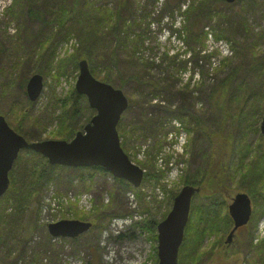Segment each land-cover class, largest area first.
I'll use <instances>...</instances> for the list:
<instances>
[{
  "label": "trees",
  "instance_id": "trees-1",
  "mask_svg": "<svg viewBox=\"0 0 264 264\" xmlns=\"http://www.w3.org/2000/svg\"><path fill=\"white\" fill-rule=\"evenodd\" d=\"M146 2L155 9L159 0ZM162 2L161 11L156 14L154 10L144 11L131 0H115L113 9L101 7L94 0H13V6L8 7L4 14L14 21L23 17L30 19L40 26V33L34 36L44 35L39 47L34 46L27 59L21 58L11 67L17 74L14 82L8 70L0 69V96L25 97L31 55L40 61H49L61 42L74 39L77 42L73 47L74 66L76 62L85 60L94 78L123 91L128 98V109L136 104L145 110L151 102L156 103L152 105L155 114L145 116L146 119L127 124L120 119L117 130L125 153L129 151L127 143L136 137L147 138L154 132L163 131L167 118L177 121L187 135L184 154L180 158L187 164L193 162L195 167L182 171L184 175L180 182L182 186L199 188L200 193L191 204L178 264H196L205 260L206 256L201 251L204 243L211 236L218 241L223 240L231 229L232 221L224 199L230 190L245 192L253 202V215L241 248L247 257L245 264H264V239L258 245L253 243L254 231L264 216V142L259 133L264 116V50L254 41H247L249 30L243 11L250 2L235 0L233 4H227L224 0H189L183 4L184 8L180 0ZM18 6L22 9L15 14L14 8ZM235 6L238 9L234 10ZM138 9L141 10L140 15L136 14ZM231 10L235 15L230 17L225 11ZM176 11L183 18L182 24L180 28L171 30L183 48L173 52L164 50L156 58L147 57L146 52H160L158 45L149 42L152 24L163 20L166 12L175 25ZM207 24H212L209 29L213 40H225L232 48L238 49L234 58L222 57L217 64L213 63L212 58L219 53L206 50L208 33L204 28ZM6 25L0 37V52L7 40L4 34ZM34 36L25 35V39ZM17 38L21 40L20 36ZM37 61L34 62L37 64ZM23 73L28 75L23 77ZM34 74L43 76L44 71L37 68ZM55 95L53 97L59 102ZM201 96L205 99L204 105L198 103L203 101ZM71 98L72 104L66 112L69 121L64 123L65 127L61 128L63 114L56 118L63 129L55 135L57 140L70 141L84 126L78 124L84 117V109L80 106L84 98L75 91L70 93ZM29 105L31 103L26 97L24 104H17L21 110ZM12 128L30 141H41L38 135L30 132L33 128L26 129L22 124ZM254 135L258 138L256 145L250 139ZM164 143L156 135L152 147L144 152V161L138 163L145 170L143 183L161 185L170 170V154L164 155L162 170L157 166V158L163 155ZM184 156L189 159L184 160ZM234 158L236 162L232 161ZM93 174L108 175L100 167L52 166L36 153L21 152L9 172L8 190L0 199V264H13L11 255L16 249L12 248L13 242L18 238L21 240V237L26 241L24 234L30 233L35 225L39 227L37 206L47 184L68 181V185H72L73 177L81 184L92 182ZM114 182L121 194L133 191L143 205V213L149 214L142 224H134L131 230L118 235L117 239H134L138 231L155 243L156 226L166 217L178 192L169 190L166 199L151 209L139 189L120 179H114ZM165 186H161L164 192ZM162 207L165 211L158 220L154 212L161 211ZM105 217L100 206L93 217L84 221L93 222L89 231H95L103 229L100 223ZM10 222L13 230L8 228ZM150 257L152 264H156V247Z\"/></svg>",
  "mask_w": 264,
  "mask_h": 264
},
{
  "label": "rangeland",
  "instance_id": "rangeland-1",
  "mask_svg": "<svg viewBox=\"0 0 264 264\" xmlns=\"http://www.w3.org/2000/svg\"><path fill=\"white\" fill-rule=\"evenodd\" d=\"M162 1L163 0H159L158 5L154 9V6L147 3L146 0H131L133 4L143 8L144 11L150 12L154 10L156 14L161 11ZM248 1L250 2V5L243 11V17L249 30V38L247 41H249V43L254 41L255 44H259L262 50H264V0ZM94 2L101 7L110 9H113L115 6V0H94ZM180 2L183 5L187 4L189 0H180ZM12 3L13 0H0V37L3 28L7 24L4 30V32H6L4 34H6L7 40L3 42L4 50H1L0 52V69L8 70L11 74L10 77H12V82H14L17 74L12 72L11 67L17 62H20L21 58L24 60L27 59L33 47L36 45L37 48L39 47L42 41L41 38H43L44 34L40 37L34 36L36 33H40V26L39 24L32 22L30 19L23 17L14 21L11 17H7L4 14V11L7 10L8 7H12ZM183 8L179 9L180 12L183 11ZM236 8L238 9V6H235L234 10H236ZM21 9L22 6L14 8L15 14L20 13ZM177 9L178 8L175 7V10ZM232 10L225 11V13L230 17L234 16L235 14L231 13ZM178 13L179 12L177 11L175 12V25L171 23V17L166 12L163 20L161 19L160 22H154L152 24L151 29L153 33L152 36H150L149 42L155 46L158 45L160 52H146L145 55L147 57L156 58L164 50L173 52L183 48L181 46L182 44L177 41L176 34L171 30H174V28H180L182 24L183 18H181ZM136 14L140 15L141 10L138 9ZM211 25L212 24H207L205 26L206 28L208 27L207 32H210L209 28ZM25 35L34 37L26 40ZM17 36H20L21 40H19ZM76 44L77 42H75L74 39L61 42L55 49V52L49 61L46 59L40 61V59L38 60L35 58L34 54L31 55L30 63L32 64L28 70V74L30 73V77L34 74L37 68L44 71L43 91L37 101L31 103V105L24 110H21L17 104H24V98L26 96L15 95L14 98L0 96V109L11 127L22 124L26 129L30 130V128H33L30 132L38 135V140L55 139L57 132H62L63 129L61 128L65 127L64 123L67 124L69 121L66 112L73 101L72 98H69L70 93L75 91L74 86L78 75V62H76V67L73 64L75 61L73 56L75 51L73 47H76ZM218 45L220 46V48H218V51H220V57L215 56L216 63H218L222 57L231 59L236 56V51H238V49H234V47L232 48L231 44L225 40L217 43L208 37L206 41V50L208 52H213L212 49L215 46L218 47ZM224 49L229 50L226 56L222 53ZM34 61H37V64ZM213 63L215 62L213 61ZM47 68H49V70H47ZM28 74L23 73V77ZM54 94L60 99H58L59 102L53 97ZM82 97L84 99L80 102V106L84 109V117L78 123L80 126L87 124L89 122H87V120L95 114V111L88 106L85 96ZM202 100L203 101L200 100L198 102L199 105H204L202 104V102H205L203 97ZM154 104L156 103L151 102L145 110L141 109V107L136 104L130 109L127 108V110L121 115L123 123L127 124L135 120L139 122L140 119H146V117L154 115L155 111L152 106ZM85 107L87 109H85ZM61 113L63 114L64 119L63 126L61 125L60 128V122L57 121L56 118L60 116ZM78 131L81 130H77L76 132ZM166 133H168L167 138L165 136ZM156 135L158 140L165 141V148L162 151L163 155L157 158L158 168L161 170L163 169V157L164 155L170 154L172 156V166L169 164V167H175L178 162L177 169L179 171L175 174L171 173V171L168 172L166 177L163 178L161 185H158L160 187L164 184L166 185L164 196L161 194L162 199L156 197L158 196L157 192L160 187L155 189L156 186L152 185V183H142L140 188H138L145 195L146 203H153L154 201L152 199H156L154 204L151 203L150 205L149 203L151 209L156 208V206L158 207L156 203L159 202V200L166 199L169 190L172 192H179L182 188L180 177L184 175L181 170L186 171L187 168L191 170L195 167L193 162L187 164L184 163L183 160L182 162L180 161V156H183L184 154V151L180 148V144L185 141L187 135L179 126L178 122L168 118L165 121L163 131H159V133L154 132L147 138L136 137L135 140L127 143L129 151L126 155L130 158L132 163L139 166L141 169L138 163L144 161V152L152 147ZM250 139L254 145L258 144L257 136L254 135ZM27 140L30 141L29 139ZM175 147H177L180 152L177 156L174 151ZM262 149H264V145ZM183 159L187 160L189 158L188 156H184ZM232 161L236 162V159L234 158ZM198 163L200 164L201 162L199 161ZM141 170L145 173L144 169ZM75 178L76 177H73L74 181L72 185H68V181L59 183L51 182L46 185L40 203L37 206L38 217L36 220L39 227L37 228L35 225V228L37 229L34 228L30 233L27 232L24 234L26 236V241L21 237V240L18 238L16 242H13L12 248H16L11 255L13 264H152L150 255H152L153 248L156 247L157 243L148 241L145 234H141L138 231L135 233L136 236L134 239L125 238L124 240L119 241V239L113 236L109 231L111 220L114 217L128 216L129 218H134L133 215L138 214L141 219L137 220L135 223H140L147 218H145V215L143 214L142 203L135 198V193L133 191H128L125 194H121V190L117 189L115 186L114 179H110L108 175L95 174L92 182L86 181V183L82 184ZM69 189L71 190L69 191ZM237 193V190L228 191L224 196L226 203L229 204L231 199ZM86 195L90 198L91 206L87 211H84L80 209L78 201L81 196ZM131 196L132 199L130 198ZM100 206L107 216L100 223V226L103 229L86 232L81 235V238H76L79 239L76 241H74L75 239L58 240L49 236L45 224L62 219L84 221L90 219L91 216L93 217L96 214V209L100 208ZM48 209H55L58 212L57 215L54 216L55 220L46 215L45 211H48ZM164 211L165 209L162 207L161 211L154 212L157 215L158 220ZM11 224L13 223L10 222L8 228L13 230ZM246 232V228L245 230L243 229L236 232L234 240L229 246L223 244L224 238L223 240L218 241L215 237L211 236L210 239L204 243L201 250L206 256L205 260H199L196 264H242L245 257L242 255L243 253H240L241 249L237 251V248H241ZM257 235L256 228L254 238H256ZM259 236L264 238V234L262 233L259 234Z\"/></svg>",
  "mask_w": 264,
  "mask_h": 264
},
{
  "label": "water",
  "instance_id": "water-1",
  "mask_svg": "<svg viewBox=\"0 0 264 264\" xmlns=\"http://www.w3.org/2000/svg\"><path fill=\"white\" fill-rule=\"evenodd\" d=\"M232 4L235 0H224ZM43 77L31 75L25 85L29 102H36L43 91ZM74 89L85 96L88 106L95 111L81 131L70 141L43 140L28 142L16 133L0 114V198L9 187V172L20 151L28 150L44 157L49 165L68 168L100 167L114 178L123 180L138 188L143 180V171L133 164L120 146L117 124L128 107V100L122 90L95 79L85 60L78 62V75ZM264 138V117L260 124ZM199 188L184 186L173 199L170 211L156 227L157 264H178L179 248L188 222L191 202ZM228 214L234 227L225 243H231L238 228L246 226L252 214L249 197L236 194L228 205ZM53 238L75 239L91 228V223L81 220L62 219L47 225Z\"/></svg>",
  "mask_w": 264,
  "mask_h": 264
},
{
  "label": "built area",
  "instance_id": "built-area-1",
  "mask_svg": "<svg viewBox=\"0 0 264 264\" xmlns=\"http://www.w3.org/2000/svg\"><path fill=\"white\" fill-rule=\"evenodd\" d=\"M159 196H161L160 192H159ZM78 204L81 209L88 210L91 206L90 198L87 197V195L81 196V198L78 201ZM45 212L46 215H49L50 217H53L55 214H57V211L55 209H48V211ZM135 218L136 217H134L133 219L129 217L115 218L112 220L110 227L112 228L113 232L116 234L120 232V230L126 229L132 223V221L135 220Z\"/></svg>",
  "mask_w": 264,
  "mask_h": 264
},
{
  "label": "flooded vegetation",
  "instance_id": "flooded-vegetation-1",
  "mask_svg": "<svg viewBox=\"0 0 264 264\" xmlns=\"http://www.w3.org/2000/svg\"><path fill=\"white\" fill-rule=\"evenodd\" d=\"M240 230V229H239ZM256 242H254L255 245H258L260 242L255 240Z\"/></svg>",
  "mask_w": 264,
  "mask_h": 264
}]
</instances>
